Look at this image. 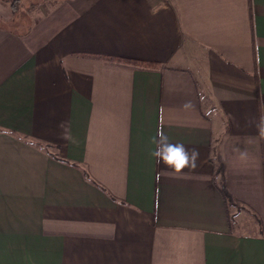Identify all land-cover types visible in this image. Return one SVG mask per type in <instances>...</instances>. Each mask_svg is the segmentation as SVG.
Wrapping results in <instances>:
<instances>
[{
	"label": "crops",
	"instance_id": "obj_1",
	"mask_svg": "<svg viewBox=\"0 0 264 264\" xmlns=\"http://www.w3.org/2000/svg\"><path fill=\"white\" fill-rule=\"evenodd\" d=\"M22 1L0 0V264H264V0ZM160 129L195 169L162 174Z\"/></svg>",
	"mask_w": 264,
	"mask_h": 264
},
{
	"label": "clouds",
	"instance_id": "obj_2",
	"mask_svg": "<svg viewBox=\"0 0 264 264\" xmlns=\"http://www.w3.org/2000/svg\"><path fill=\"white\" fill-rule=\"evenodd\" d=\"M191 102L186 103L185 107H190ZM152 143L155 145L151 155L157 163L165 165L161 170L164 175H181L185 169H195L200 153L196 148H188L183 143H172L162 129L157 131ZM238 214L234 219H238Z\"/></svg>",
	"mask_w": 264,
	"mask_h": 264
},
{
	"label": "trees",
	"instance_id": "obj_3",
	"mask_svg": "<svg viewBox=\"0 0 264 264\" xmlns=\"http://www.w3.org/2000/svg\"><path fill=\"white\" fill-rule=\"evenodd\" d=\"M2 1L8 3V6L12 13H15L17 8H20L22 2V0H2ZM129 62H133V61H129ZM133 63H135V61ZM218 189L221 192L225 203L227 205L232 204L233 203L232 197L230 196L226 188L223 185H220Z\"/></svg>",
	"mask_w": 264,
	"mask_h": 264
},
{
	"label": "rangeland",
	"instance_id": "obj_4",
	"mask_svg": "<svg viewBox=\"0 0 264 264\" xmlns=\"http://www.w3.org/2000/svg\"><path fill=\"white\" fill-rule=\"evenodd\" d=\"M23 2H24V1L21 2V6H20V8H17L16 12H15V13H12V14H14L13 16H15L16 18H20V17L22 16V14L24 13L23 10H22V6H23V7H24V6H28L29 3H30L29 1H27V3H25V4L23 5ZM0 23H2L1 19H0Z\"/></svg>",
	"mask_w": 264,
	"mask_h": 264
}]
</instances>
